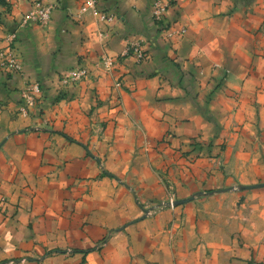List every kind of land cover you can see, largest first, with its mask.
<instances>
[{"label":"crops","instance_id":"crops-1","mask_svg":"<svg viewBox=\"0 0 264 264\" xmlns=\"http://www.w3.org/2000/svg\"><path fill=\"white\" fill-rule=\"evenodd\" d=\"M37 1L53 7L49 22L21 25ZM160 1L168 6L163 22L185 27L184 37L158 34L149 14L153 0H97V10L113 16L109 24L79 15L84 0H0V44L14 34L23 64L21 74L0 71V197L10 202L7 216L0 215V262L170 264L166 243L151 239L162 229L163 213L114 233L100 252L85 253L141 216L130 194L101 176L95 159L154 200L164 195L159 173H167L178 193L207 184L211 161L178 159L190 153L191 142L210 145L220 136L227 144L225 162L231 150L254 157V144L244 153L243 132L253 135L257 119L264 142V0ZM136 39L149 56L140 65L130 56L119 58L126 41ZM101 55L119 58L112 76L95 67ZM74 68L89 77L63 87L60 78ZM117 79L122 87L115 90ZM25 82L41 85L38 104L53 131L27 130L32 121L17 112ZM233 109L234 121L243 124L240 133L229 128ZM253 170L257 175L260 168ZM253 228L241 231L239 244L222 231H201L204 247L195 244L189 226L193 249L178 247V264H264V228ZM211 231L214 240L208 239Z\"/></svg>","mask_w":264,"mask_h":264},{"label":"rangeland","instance_id":"rangeland-1","mask_svg":"<svg viewBox=\"0 0 264 264\" xmlns=\"http://www.w3.org/2000/svg\"><path fill=\"white\" fill-rule=\"evenodd\" d=\"M6 1L8 0H4V2ZM161 4L163 3L161 2ZM149 14L158 31V34H160V36H162L164 39L171 40L175 38H182L185 36V27H173L167 25L163 21L156 22L151 17V8ZM12 35L14 34L7 35V37L4 39V42L2 43L3 45L0 44V46L2 48H9L16 54V51L14 49L15 38L11 41V43L7 42L8 39L12 38ZM136 43L141 45V50L144 54V59L140 62H136L135 57L132 53H130V51L132 52L131 49L127 51L129 47ZM102 56L103 55H101V57ZM129 56L133 58V61L136 65H140L144 61H147L149 56L143 48L142 39L126 41V46L122 50L119 58H125ZM101 57L99 58L95 67L99 71L112 76L113 70L118 65L119 58H111L106 56L113 60V63H111V65H107L102 62L104 60ZM217 67V65H213L212 69L214 70ZM72 70H76V68L70 69L60 78L59 83L63 87L75 86L81 81L85 80L84 78L80 82H72L70 80V82L64 83L65 78H68V74ZM0 71L13 76V74L9 73L6 70ZM200 76H202V72L200 73ZM226 78L227 77L225 76L221 77L218 85H215V88L209 93L212 98L215 97ZM35 85H37L39 89L37 92L32 91L31 89ZM121 87L122 83L120 79H117L113 82V88L115 90H118ZM42 99L43 91L41 85L37 82H25L23 88L19 93L17 112L22 117L29 118L32 121L33 124L30 125V127H28L27 129L31 132L53 131V128H51V126L49 125V120L43 118L44 110L41 106H39L40 104H38L40 103V101H42ZM232 114L236 115L235 109L230 112V118L232 119V122L229 125L230 131H232L233 129H238L240 133L242 132L241 128L243 127V124L235 122V116H231ZM257 122L258 119L256 122L251 123L253 125H256V129H254L253 135L249 131L243 132L244 146L246 147H244V153H248V144H254V147L250 149V151H254V157L238 156L234 153L233 150H231L227 153L228 156H226L225 162L223 154L225 152L227 144L226 141L224 139H221L220 136H214L215 138L213 140H210V145L207 144L208 142L206 143L207 145H205L204 142H191L189 144V146H191L190 153L185 154L178 159L184 158L189 164H193L196 160L205 158L212 162L213 172L211 171V173L209 174L210 177L207 178V184L202 182L201 186H195L193 187V191H187L186 193L185 190L179 191L178 193L177 187H175L173 182L170 181L171 179L167 178V173H159V183L160 185H162L164 195L162 198L146 200L145 198L139 196L137 191L123 182L122 179L109 175V173L106 172V169L102 167L101 161L99 159H95V161L98 163L101 176H111L112 178H114L117 187H122L130 194L129 196L134 201L137 208L140 210L141 216L127 223L125 226L117 229L116 231L113 230L110 233H106V235L101 240L95 243V247L89 249L85 253L88 254L92 251L100 252L107 244L109 237L111 235H114V233L122 232V230L128 225H134L146 218H152L159 213L166 214L167 218L165 216L164 219H161L160 222L162 223V229H159L158 233L154 234L151 239L154 237L155 240H162L163 243H166L169 251L168 254L170 264H178V247H182V252L184 253L188 250L193 249V239H190L188 237L191 236L188 230L189 226L194 227L196 235L195 244L197 246L201 245L204 247H206V243L204 242L205 239L204 237L200 236V234L202 235L201 231L204 230L210 229L222 231L223 235L227 234V240L235 241L239 244L238 235L241 234V231L249 228L251 229L252 227H254L253 230H260L264 228V225L260 222L264 221V142L261 140L263 135H261V129L259 128ZM215 129L221 130L222 126L217 123ZM238 130L235 131L238 132ZM252 136H254V140L251 139ZM67 140L69 142L75 143V140L73 138L67 137ZM3 143L4 141L0 143V147ZM237 151L238 153L240 152V150ZM90 157L94 158L93 155H90ZM253 158L255 160H253ZM255 166L260 168L257 175H254L253 169L255 168ZM209 183H211V187L206 186ZM9 203V199L6 196L0 197L1 216H7V206L9 205ZM189 212L195 213V217L193 218L192 214ZM255 220L256 223L254 225ZM208 239H215V234L213 231L209 233ZM157 244L158 243L155 242L152 245ZM129 246L131 247L130 243ZM59 253H66L67 255L73 254V252L63 251L48 252V254L52 255H57ZM129 253L131 252L129 251ZM28 261L29 260L27 257H21L19 259H8L6 261L0 262V264H24Z\"/></svg>","mask_w":264,"mask_h":264},{"label":"built area","instance_id":"built-area-1","mask_svg":"<svg viewBox=\"0 0 264 264\" xmlns=\"http://www.w3.org/2000/svg\"><path fill=\"white\" fill-rule=\"evenodd\" d=\"M97 0H84L82 6L79 8V15H84L86 13L90 14L97 21L105 22L107 24L111 23L113 17L111 15H107L106 13H102L97 10L96 7ZM151 17L156 22H162L164 14L167 9V5L161 4L160 0H153L151 5ZM53 7L51 5H45L41 2H33L30 10L23 16L21 25H28L30 23L37 24L39 26L45 27L50 20L51 12ZM15 38V35H12L11 39H8L7 42L11 43V41ZM136 59V62H140L144 59V54L141 50V45L138 43L133 44L131 47L127 49ZM104 61V64L111 65L113 60L111 58L103 55L101 57ZM0 70H6L13 75L22 73V61L17 54H15L9 48H2L0 46ZM89 75L87 71L83 68L72 70L68 74V78H65L64 83L76 81L80 82L84 78H87ZM32 91H38L37 85L33 86Z\"/></svg>","mask_w":264,"mask_h":264}]
</instances>
